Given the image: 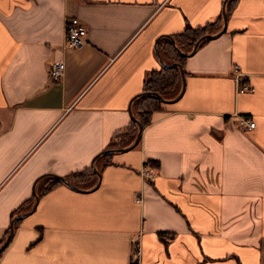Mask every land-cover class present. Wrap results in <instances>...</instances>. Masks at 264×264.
<instances>
[{"label":"crops","instance_id":"1","mask_svg":"<svg viewBox=\"0 0 264 264\" xmlns=\"http://www.w3.org/2000/svg\"><path fill=\"white\" fill-rule=\"evenodd\" d=\"M223 7L225 29L184 60L182 94L136 145L94 158L130 128L156 39L162 55L186 25L221 16L220 30ZM73 15L82 48L64 46ZM234 65L252 91H236ZM91 164L100 177L69 179L81 190L52 175ZM33 191L0 264H264V0H0V241Z\"/></svg>","mask_w":264,"mask_h":264},{"label":"trees","instance_id":"2","mask_svg":"<svg viewBox=\"0 0 264 264\" xmlns=\"http://www.w3.org/2000/svg\"><path fill=\"white\" fill-rule=\"evenodd\" d=\"M220 21L221 16H219L218 21H216L215 23H208L201 27L194 28L190 25H186L181 32L174 34V36L171 35L174 39V43L169 38L163 46L164 52L163 50H160V53H162V55H160L161 58L166 64L170 65H161L159 68L152 69L150 72H148L147 76L143 81V87L141 91H155L158 92L164 98H171L177 95L181 88V74L179 66L177 64L172 63L176 62L183 65L184 60L187 56V54L179 52L178 49H191L195 41L198 40L199 37H201L203 34L213 33V31L218 30L221 26ZM206 40L207 38L202 39L201 42ZM184 73L186 72L184 71ZM162 104L163 102L153 94H143L137 96L135 97L132 105L133 116L141 122L142 126H145L151 120V113L154 110L160 109ZM137 130V123L134 119H132L130 123V128L125 132H116L114 135V141L110 142L108 148H117L129 145L133 141ZM108 153L110 152H107L105 154ZM91 170L95 172V170L93 169H84L81 171L73 172L70 175H67L66 178L68 180H75L79 177H86L93 174ZM54 179L58 181L57 178ZM21 211L22 208L19 207L12 213V216L15 213ZM18 222L19 219L14 222L13 227H15L16 223ZM8 231L9 227L6 230V235L8 234ZM2 240L0 241V243L2 242Z\"/></svg>","mask_w":264,"mask_h":264},{"label":"built area","instance_id":"3","mask_svg":"<svg viewBox=\"0 0 264 264\" xmlns=\"http://www.w3.org/2000/svg\"><path fill=\"white\" fill-rule=\"evenodd\" d=\"M87 28L83 21L77 16L73 15L66 18L65 21V43L64 46L68 48H82L86 43ZM234 78L236 91H252L254 88L247 81H242V72L238 65H234ZM64 63L62 61H53L48 68V75L52 81H58L63 74ZM236 124L243 130H249L255 126V121L246 115H240L236 118ZM140 173L145 177L152 178L156 170L149 164H144L140 169ZM135 253H138L139 246L136 243L134 248Z\"/></svg>","mask_w":264,"mask_h":264},{"label":"water","instance_id":"4","mask_svg":"<svg viewBox=\"0 0 264 264\" xmlns=\"http://www.w3.org/2000/svg\"><path fill=\"white\" fill-rule=\"evenodd\" d=\"M222 19H223V26L221 27L220 30H218V31L215 32V33H206V34H203L201 37H199L198 40L195 41V43H194L192 49H191L189 52L185 53V54L189 55V54L193 53V52L195 51V49H196L198 43H199L202 39H205V38H214V37H216L218 34H220V32H222V31L225 29V24H226V11H225V7L222 8ZM168 37H169L170 40L174 43V39H173V37L170 36V35H169ZM154 49H155V52H156V54H157V56H158V59H159L160 64H161L162 66H168V65H170V64H166V63L163 61V59L161 58L160 54H159V50H158V39H156V41H155ZM177 49H178V48H177ZM178 50H179V52H181V53L184 54V52H182L180 49H178ZM172 64H177V65L179 66V68H180V74H181V88H180V91L177 93V95H175L174 97H171V98H164V97H162L158 92H155V91H140V92L136 93V94L134 95L133 98H135V97H137V96H140V95H143V94H153V95L157 96L162 102H173V101H175V100H176V99L182 94V92H183V89H184V83H185V73H184V71H183V67H182L181 64L176 63V62H174V63H172ZM133 98H132V99H133ZM129 111H130V112H129V113H130V117L136 121L137 126H138V130H137V133H136V135H135L133 141H132L129 145L124 146V147L106 148V149L100 151L99 153H97V155H96L94 158H96L99 154H102V153H104V152H110V151H125V150H127V149H130V148L133 147L134 145H136V143L138 142V140H139V138H140V133H141V130H142V124H141V122H140L137 118H135V117L133 116V114H132V112H131V109H129ZM91 166H92V168L96 171L98 177H100V173H99V171L95 169V167H94L93 164H91ZM52 175H53L55 178H57L59 181H61V182H63L64 184L68 185L69 187H71V188H73V189L81 190V188H79V187H77L76 185H74V184H73L70 180H68L65 176H63V175H58V174H52ZM97 182H98V181H97ZM33 194H34V197H35V201H34L32 207H31L29 210L24 211V212L19 213V214H16V215H14V216L12 217V219H11V221H10V226H9L8 234H7V236H6V238H5L4 242H3V244L0 245V251L4 248V246H5V245L9 242V240H10V237H11L13 231H14V227H13L14 222H15L17 219H20V218L26 216L28 213H30V212L33 210V208H34V206H35V203H36V201H37V199H38V196L36 195L35 191H33Z\"/></svg>","mask_w":264,"mask_h":264},{"label":"rangeland","instance_id":"5","mask_svg":"<svg viewBox=\"0 0 264 264\" xmlns=\"http://www.w3.org/2000/svg\"><path fill=\"white\" fill-rule=\"evenodd\" d=\"M151 166L155 168V166H153V165H151ZM155 169H156V168H155Z\"/></svg>","mask_w":264,"mask_h":264}]
</instances>
